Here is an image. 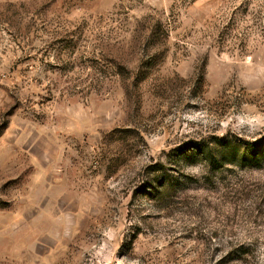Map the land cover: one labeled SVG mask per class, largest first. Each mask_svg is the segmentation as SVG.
Returning a JSON list of instances; mask_svg holds the SVG:
<instances>
[{
    "label": "rangeland",
    "instance_id": "1",
    "mask_svg": "<svg viewBox=\"0 0 264 264\" xmlns=\"http://www.w3.org/2000/svg\"><path fill=\"white\" fill-rule=\"evenodd\" d=\"M0 264H264V0H0Z\"/></svg>",
    "mask_w": 264,
    "mask_h": 264
},
{
    "label": "trees",
    "instance_id": "2",
    "mask_svg": "<svg viewBox=\"0 0 264 264\" xmlns=\"http://www.w3.org/2000/svg\"><path fill=\"white\" fill-rule=\"evenodd\" d=\"M225 147V148H223ZM222 150L219 152V158L215 156V153H213L212 149H210L208 146L202 145L199 147L198 158L205 159L208 161L211 165H214L215 167L222 166L224 160H231L235 161L238 164H247V163H257L260 162V156L256 155V152L253 149H248L245 152L241 153L236 157L237 151L234 150L233 147H231L230 144H224L222 146Z\"/></svg>",
    "mask_w": 264,
    "mask_h": 264
}]
</instances>
